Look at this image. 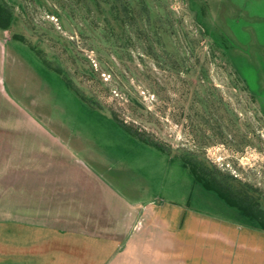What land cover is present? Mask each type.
Segmentation results:
<instances>
[{
	"label": "rangeland",
	"instance_id": "374dc122",
	"mask_svg": "<svg viewBox=\"0 0 264 264\" xmlns=\"http://www.w3.org/2000/svg\"><path fill=\"white\" fill-rule=\"evenodd\" d=\"M0 3L11 14L0 28L1 159L57 162L64 154L98 180L93 211L135 214L190 194L192 206L264 241L255 221L193 184L179 163H194L264 214V0ZM71 176L85 178L64 171ZM73 253L63 263L82 261Z\"/></svg>",
	"mask_w": 264,
	"mask_h": 264
},
{
	"label": "crops",
	"instance_id": "0c3cea01",
	"mask_svg": "<svg viewBox=\"0 0 264 264\" xmlns=\"http://www.w3.org/2000/svg\"><path fill=\"white\" fill-rule=\"evenodd\" d=\"M59 156L23 164L0 158L7 163L0 166V264H68L63 260L76 249L83 254L77 264H264V241L254 239L253 229L192 206L190 194L135 214L93 211V195L102 200L98 180L81 161ZM65 170L85 178L64 179ZM225 233L236 240L224 241Z\"/></svg>",
	"mask_w": 264,
	"mask_h": 264
},
{
	"label": "trees",
	"instance_id": "16d2710c",
	"mask_svg": "<svg viewBox=\"0 0 264 264\" xmlns=\"http://www.w3.org/2000/svg\"><path fill=\"white\" fill-rule=\"evenodd\" d=\"M10 11L8 7L4 4L0 3V28H7V26L10 23ZM68 83V82H67ZM68 85L75 91V93L83 98L77 91L74 86L68 83ZM85 99V98H84ZM88 101V100H87ZM89 103V102H88ZM90 104V103H89ZM114 121L122 127L128 134H130L132 137L145 142L147 144L152 145L156 149L164 152L162 147L155 141L149 140L147 138H144L140 132H137L136 130L132 129L128 125H126L122 120H119L113 116H111ZM182 164L187 168L189 171L192 180L195 184H197L199 187L209 191L215 197H217L219 200L223 201L230 207H234L238 211L242 213L245 217H247L250 220L255 221V225L259 228L264 230V214L263 212L255 205L253 204L252 200H248L247 196L243 195L242 193L233 190L229 187L226 183H221L219 180H216L212 177H206L200 167H197L194 163H188L184 159H180Z\"/></svg>",
	"mask_w": 264,
	"mask_h": 264
}]
</instances>
